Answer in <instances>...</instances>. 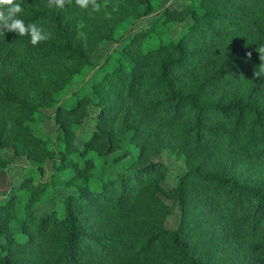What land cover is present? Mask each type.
Listing matches in <instances>:
<instances>
[{
    "label": "trees",
    "instance_id": "trees-1",
    "mask_svg": "<svg viewBox=\"0 0 264 264\" xmlns=\"http://www.w3.org/2000/svg\"><path fill=\"white\" fill-rule=\"evenodd\" d=\"M20 2L51 37L33 46L0 33V170L18 156L53 169L0 201V264H264V0L166 8L96 65L91 52L125 21L157 14L153 0H95L99 11ZM85 67L91 92L65 107L58 96ZM53 105L54 140L33 122ZM88 107L96 129L76 142ZM164 147L186 167L173 186ZM250 167L261 180L244 176ZM60 188L74 191L58 198Z\"/></svg>",
    "mask_w": 264,
    "mask_h": 264
},
{
    "label": "rangeland",
    "instance_id": "rangeland-1",
    "mask_svg": "<svg viewBox=\"0 0 264 264\" xmlns=\"http://www.w3.org/2000/svg\"><path fill=\"white\" fill-rule=\"evenodd\" d=\"M49 4L55 3V0H41ZM191 3V0H153V6L157 14L138 17L137 19H129L121 24L116 29L115 40H108L100 43L97 48L91 52L90 60L94 65L100 64L104 59L108 57L110 52L113 49H117L119 47V42L121 37L126 36L129 37L132 32L137 30L148 28L151 23L157 18L158 15L162 14L166 8L169 9H177L181 10L188 6ZM58 8V7H57ZM76 11H70L66 15V23H71L75 20ZM81 25V23H76V26ZM181 24H176L166 29L165 38H177L181 31ZM131 31V32H130ZM21 60H28V67H34L36 58L32 57V55H25L24 53L20 56ZM92 67H85L81 73V76L73 77V81L69 86L64 88L62 94L58 96V100L60 99L61 104L65 107L73 106L77 100H79L80 96H87L91 92L90 82H91V73ZM93 71V70H92ZM92 76V74H91ZM31 77V76H29ZM27 82V81H25ZM56 105L52 107H44L41 108L38 113L34 115L33 122L36 127V131L40 132L44 135H47L52 140L56 138L57 135V125L54 121V114L56 111ZM87 112L89 114L88 118L84 121V127L80 129L76 134V142H83L84 140L89 139L93 135V130L96 129V109L93 107H88ZM33 124V125H34ZM112 132L116 135V145L118 144V138L121 137L119 131L112 129ZM121 139L119 140L120 143ZM114 145L113 150L115 153L109 155L106 158V162L109 165H113L114 157L120 155V152L123 150L122 143L118 146ZM11 154V153H9ZM78 155V153L76 154ZM84 158V157H81ZM162 159L165 161V164L168 169V180L167 185L173 186L179 177L186 171V167L182 160L178 158L175 154H173L167 147L163 148V156ZM52 164L53 161L47 159L44 161L45 171L43 174L33 162L26 159L24 156H18L15 158H11L8 165L0 170V201L6 199L10 189L17 188L20 186L21 182L28 178L29 176L33 177V181L36 179L47 180L50 178L52 174ZM259 172L260 168H259ZM250 176L244 174V176L249 179L261 180L256 176L257 172L252 167L249 168ZM264 180V178H262ZM259 183V182H258ZM74 190L71 188H60L55 191V194L58 198H63L67 194L72 193ZM24 192V190H22ZM49 203L42 202L39 205V210L43 209L44 205H48ZM52 206V204H50Z\"/></svg>",
    "mask_w": 264,
    "mask_h": 264
},
{
    "label": "clouds",
    "instance_id": "clouds-1",
    "mask_svg": "<svg viewBox=\"0 0 264 264\" xmlns=\"http://www.w3.org/2000/svg\"><path fill=\"white\" fill-rule=\"evenodd\" d=\"M64 4L65 0H56V7L63 8ZM90 5L92 10L99 11L100 5L95 0H75V6L80 9H88ZM24 12L20 0H0V33L4 35L5 31H11L20 37L29 36L33 46L50 39L51 34L42 26L25 22ZM259 53H264V48H261ZM260 73H264V68H259L255 75Z\"/></svg>",
    "mask_w": 264,
    "mask_h": 264
}]
</instances>
